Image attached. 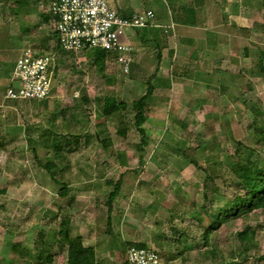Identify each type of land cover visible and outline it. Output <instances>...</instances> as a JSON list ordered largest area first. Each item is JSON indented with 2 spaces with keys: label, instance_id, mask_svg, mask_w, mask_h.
I'll return each mask as SVG.
<instances>
[{
  "label": "rangeland",
  "instance_id": "1",
  "mask_svg": "<svg viewBox=\"0 0 264 264\" xmlns=\"http://www.w3.org/2000/svg\"><path fill=\"white\" fill-rule=\"evenodd\" d=\"M44 1L0 0V264H69L80 248L94 257L76 264H126L136 245L164 264H264V209L203 235L210 213L240 192L237 163L263 162L264 0H220L230 12L194 34V56L178 48L174 24L128 76L90 51L61 54L49 98L8 101L21 51H48ZM205 37L216 45L199 47ZM150 85L143 145L134 103Z\"/></svg>",
  "mask_w": 264,
  "mask_h": 264
},
{
  "label": "built area",
  "instance_id": "2",
  "mask_svg": "<svg viewBox=\"0 0 264 264\" xmlns=\"http://www.w3.org/2000/svg\"><path fill=\"white\" fill-rule=\"evenodd\" d=\"M40 10L50 16L57 45L70 53L102 50L115 56L125 76L131 72L136 48L131 33L160 28L166 34L174 24L161 25L153 10L123 14L108 0H51L41 2ZM53 48L44 51L27 47L21 51L13 71L5 99L13 102L40 101L53 93L55 58ZM127 264H164L160 254L149 247L131 246L127 250Z\"/></svg>",
  "mask_w": 264,
  "mask_h": 264
},
{
  "label": "trees",
  "instance_id": "3",
  "mask_svg": "<svg viewBox=\"0 0 264 264\" xmlns=\"http://www.w3.org/2000/svg\"><path fill=\"white\" fill-rule=\"evenodd\" d=\"M14 3H20L22 0H9ZM51 0H45V3L50 2ZM42 18L47 22L50 23V16L42 13ZM174 24V23H172ZM154 29H160V28H154ZM164 32L163 29H160ZM47 46L46 48L48 51H51L53 48H56V52L58 55L63 54H73L70 52H64L61 50V47L57 44V34L52 31L49 35V38L47 39ZM46 51V50H44ZM90 56L94 59L96 63L99 64L101 68H104L106 65V62L108 60L115 61V56L102 51V50H91ZM264 53L261 54L260 58V66L261 70L264 73ZM10 85V84H9ZM154 86L150 85L148 88L147 94L142 97L139 101L134 103V108L137 111L136 115V127L139 130V133L142 135V144L146 145L148 143V139L146 136L145 129L142 128L143 124L146 121V108L149 105V100L153 95ZM111 102L109 98L105 99V109L106 113L110 114L114 111L112 109ZM264 137V134H262ZM57 146V145H56ZM61 150L60 147L57 148V152ZM263 162L256 161L251 162L249 161L246 164L237 163L236 168L234 169V174L238 178V183L236 184L237 188L240 190V192L234 196V198L231 200V209L227 208H220L218 212L216 213H210V224L208 228L203 232L204 238L207 242H209L210 236L213 234L215 230H218L223 226V224L229 220L236 219L242 215L249 214L255 210L258 209H264V158L262 159ZM121 188V181L117 183L115 187V191L110 195V204L112 200L117 196ZM65 195V192L62 193ZM238 238H240L242 241H245L247 239H252L253 236L243 231L239 233ZM137 247H146L145 245H136ZM85 248H80L75 253H71L69 257V264H76L77 259H81L82 261H88L93 259L94 255L93 253H90ZM127 256V251H126ZM127 264V262H126ZM222 264H235V263H222Z\"/></svg>",
  "mask_w": 264,
  "mask_h": 264
},
{
  "label": "crops",
  "instance_id": "4",
  "mask_svg": "<svg viewBox=\"0 0 264 264\" xmlns=\"http://www.w3.org/2000/svg\"><path fill=\"white\" fill-rule=\"evenodd\" d=\"M108 1L111 5L117 7L125 15H132L141 10H147L144 7L145 5L143 6V3H140L141 0ZM148 2L151 3V8H148V10H153L155 12L157 20L161 25H170L172 23L176 25L178 32L181 33L178 48L180 49L179 46L181 45V48L184 50V53H186L184 54L185 56H187V50H190L193 56L197 52L196 48L192 49V46H190L193 43H199L200 39H196L194 34L198 33L200 35L203 30L208 33L207 28H213L212 26L214 25L218 26L221 23L220 21H223L222 19H220V17H222L225 13L228 16V12H230V8L225 9L226 7L224 6V2H221L220 0H149ZM216 12L224 13L222 16L219 17V15H217L216 17ZM163 34V31L160 29H148L137 33H131V37L129 38V40L132 45L136 48V59L139 53L142 54V51L143 49H145V45L147 43H159L161 41V38L163 37ZM185 34H189V37ZM215 37V40H213L212 43L208 42L206 40L207 37H205L204 39H202V41H200L203 46L200 45L199 47L206 50L205 48L209 45V43L212 45H216L217 40ZM213 48H216V46H214ZM182 49L180 50L181 52ZM164 51L165 50H163L162 47V53ZM170 52L172 51H169V53ZM166 60H168V57L166 58ZM11 76L12 75L8 77V83L5 89V94L10 84Z\"/></svg>",
  "mask_w": 264,
  "mask_h": 264
}]
</instances>
